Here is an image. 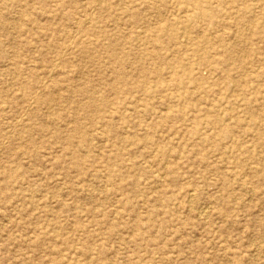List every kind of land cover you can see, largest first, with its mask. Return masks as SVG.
I'll return each instance as SVG.
<instances>
[{"label": "rangeland", "instance_id": "obj_1", "mask_svg": "<svg viewBox=\"0 0 264 264\" xmlns=\"http://www.w3.org/2000/svg\"><path fill=\"white\" fill-rule=\"evenodd\" d=\"M195 1L0 0V264H264V0Z\"/></svg>", "mask_w": 264, "mask_h": 264}, {"label": "bare ground", "instance_id": "obj_2", "mask_svg": "<svg viewBox=\"0 0 264 264\" xmlns=\"http://www.w3.org/2000/svg\"><path fill=\"white\" fill-rule=\"evenodd\" d=\"M198 1V2H197ZM200 1V2H199ZM201 1H205V2H207V1H209V0H196L195 2H197V4H196V6L195 7H197L198 8V10L195 12L194 10H193V14H192V18H199V19H209L211 16H212V8H210V7H208V5L206 4V5H203V4H201ZM196 8V9H197ZM88 19V18H87ZM86 19V20H87ZM244 22V20H243V18H242V15H239V16H237V18H236V23L238 24V27L240 28V30H242V25L244 24L243 23ZM252 23V22H251ZM83 25V24H82ZM172 26V25H171ZM160 28H162V27H160ZM263 33L264 34V25H263V27H261V29H260V31H259V33ZM185 40V39H184ZM85 42V46H90V41H84ZM71 43V42H70ZM232 46H228V47H226V50L228 49L229 51H231L232 50ZM111 52L113 53V50L111 49ZM56 56V55H55ZM245 57V56H244ZM58 62V61H57ZM261 66V65H260ZM52 71V70H51ZM239 82V81H238ZM69 138V140H70V138H71V136H69L68 137ZM6 142V141H5ZM5 144V143H4ZM194 191V190H193ZM195 192L196 191H194V194H195ZM193 193V192H192ZM189 194H191V192L189 193ZM190 196V195H189ZM191 197H192V195H191ZM190 197V199H192ZM189 201V200H188ZM194 201V200H193ZM192 203V202H191ZM190 205H193V204H189V206ZM192 207V206H191ZM200 208H201V206H200ZM199 209V208H198ZM209 209V208H208ZM202 211V210H201ZM203 213V212H202ZM201 213V214H202ZM200 214V213H199ZM207 215H208V212H207ZM207 217V216H206ZM264 254V253H263Z\"/></svg>", "mask_w": 264, "mask_h": 264}]
</instances>
